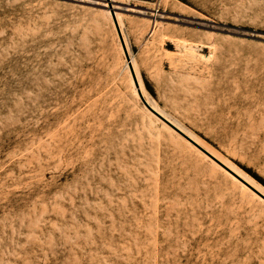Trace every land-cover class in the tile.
I'll return each mask as SVG.
<instances>
[{"label":"rangeland","instance_id":"1","mask_svg":"<svg viewBox=\"0 0 264 264\" xmlns=\"http://www.w3.org/2000/svg\"><path fill=\"white\" fill-rule=\"evenodd\" d=\"M244 168L264 0H0V264H264Z\"/></svg>","mask_w":264,"mask_h":264},{"label":"water","instance_id":"2","mask_svg":"<svg viewBox=\"0 0 264 264\" xmlns=\"http://www.w3.org/2000/svg\"><path fill=\"white\" fill-rule=\"evenodd\" d=\"M115 23H116V27H117V30H118V33H119V37H120V40H121V44H122V47H123V50L125 52V55L127 57V61L129 62V68L131 70V73H132V76H133V80H134V83H135V86L137 88V91H138V95L139 97L141 98V100L143 101V103L150 109L152 110L153 112H155L157 115H159L164 121H166L171 127H173L174 129H176L179 133H181L184 137H186L189 141L193 142L194 144H197L191 137H189L186 133H184L181 129H179L175 124H173L170 120H168L167 118L163 117L160 113H158L155 109H153L151 107V105L147 102V100L145 99L141 89H140V84H139V80H138V77H137V74L135 72V69L133 67V64L131 63V57L129 55V51H128V48H127V45H126V42H125V39L123 37V34H122V31L120 29V26H119V23L117 20H115ZM198 145V144H197ZM199 146V145H198ZM202 148V147H201ZM204 150V149H203ZM205 151V150H204ZM207 152V151H205ZM208 153V152H207ZM210 154V153H208ZM260 195H262L264 197V195L259 192L257 189H255Z\"/></svg>","mask_w":264,"mask_h":264},{"label":"bare ground","instance_id":"3","mask_svg":"<svg viewBox=\"0 0 264 264\" xmlns=\"http://www.w3.org/2000/svg\"><path fill=\"white\" fill-rule=\"evenodd\" d=\"M119 17L120 16H118V15H116V18H117V21H118V23H119V26H120V29H121V31H122V33H123V29L121 28V24H120V21H119ZM156 29V28H155ZM151 32H152V30H151ZM125 39V38H124ZM125 42H126V39H125ZM126 45H127V43H126ZM129 46V45H128ZM128 46H127V48H128ZM131 52V51H130ZM131 63L133 64V67H134V69H135V72H136V74H137V77H138V80H139V84H140V89H141V91H142V93H143V95H144V97L146 98V96H145V93H147V90L145 89V86H144V83H143V81H142V79L139 77V75H138V73H137V70H136V67H135V62H134V58L131 56ZM126 65H127V67H128V69H129V62L127 61L126 62ZM125 67V66H124ZM130 71V70H129ZM131 79V78H130ZM131 83H133L134 84V93H135V95H137V96H139L138 95V91H137V88H136V86H135V83L133 82V80H132V82ZM139 98V97H138ZM146 100H147V102L151 105V107L153 108V109H155L158 113H160L162 116H163V114L161 113V112H159L151 103H150V101L146 98ZM148 109V108H147ZM151 113V112H150ZM156 117V116H155ZM164 117V116H163ZM166 118V117H165ZM157 120V119H156ZM166 125V124H165ZM167 126V125H166ZM169 127V126H168ZM171 128V127H170ZM179 134V133H178ZM183 138V137H182ZM185 139V138H184ZM188 142V141H187ZM190 143V142H189ZM191 144V143H190ZM203 153V152H202ZM204 155V154H203ZM218 166H220V165H218ZM221 167V166H220ZM227 171V170H226ZM228 172V171H227ZM235 180H237L233 175H231ZM237 181H239V180H237ZM241 183V182H240ZM242 185H243V187L245 188V190L247 191V190H249L248 192H252L253 194H254V196H256L257 198L259 197L261 200H263V198L261 197V196H259V194H257V193H255V192H253L249 187H247L245 184H243V183H241ZM258 189V188H257ZM259 190V189H258ZM264 201V200H263Z\"/></svg>","mask_w":264,"mask_h":264},{"label":"trees","instance_id":"4","mask_svg":"<svg viewBox=\"0 0 264 264\" xmlns=\"http://www.w3.org/2000/svg\"><path fill=\"white\" fill-rule=\"evenodd\" d=\"M244 170L249 175H251L254 179H256L259 183H261L262 185H264V180L261 177H259L256 173H254L251 169L244 168Z\"/></svg>","mask_w":264,"mask_h":264}]
</instances>
